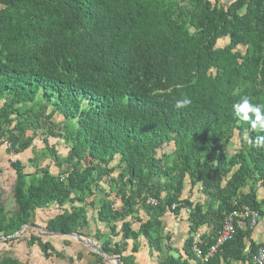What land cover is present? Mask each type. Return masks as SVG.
Masks as SVG:
<instances>
[{
  "label": "trees",
  "instance_id": "1",
  "mask_svg": "<svg viewBox=\"0 0 264 264\" xmlns=\"http://www.w3.org/2000/svg\"><path fill=\"white\" fill-rule=\"evenodd\" d=\"M185 97L191 104L176 108ZM243 97L264 104V0H0V137L21 154L42 136L48 151L30 158L33 172L11 163L15 207L0 203V237L57 205L47 228L92 237L122 264H135L142 240L158 264H254L264 243L242 221L209 261L193 249L197 234L203 247L214 242L234 209L264 215V147L255 145L264 128L252 129V111L238 117ZM188 180L199 199L183 197ZM89 212L106 231L93 233ZM168 212L187 214L182 248L164 233ZM43 237L27 244L64 259ZM93 254L87 264H105ZM0 264L29 263L3 253Z\"/></svg>",
  "mask_w": 264,
  "mask_h": 264
},
{
  "label": "rangeland",
  "instance_id": "2",
  "mask_svg": "<svg viewBox=\"0 0 264 264\" xmlns=\"http://www.w3.org/2000/svg\"><path fill=\"white\" fill-rule=\"evenodd\" d=\"M225 41L222 40L219 42L220 46H224ZM48 108L46 111H49ZM54 119L61 123V117H54ZM28 135H32L31 131L27 132ZM48 146L54 148L59 154L65 156L68 152L67 147L64 144L62 139H57L50 137L48 140ZM240 143L239 138L235 137L226 147L225 151L232 155L239 149ZM43 151L48 152L46 150V144L43 141L42 136L36 137L34 141V147L21 153L14 154L12 151H8L5 145L0 146V203L5 206L15 207L13 191L16 180L15 170L11 167V163L15 160H20L22 164L25 166L27 172H33L34 168L31 165L30 158L31 157H40L43 156ZM167 151H170L168 148ZM13 153V154H12ZM50 153V152H49ZM49 155V156H48ZM46 155L42 158V165H46L51 163L52 156L50 154ZM51 169L56 172L57 168L52 165ZM200 191L197 188L192 189L189 180L186 182V187L183 193V197H192L197 200L200 198ZM264 197V192L260 190L259 198L262 199ZM62 210L57 205L50 206L48 208L38 209L36 212V221L37 225L41 227H46V223L48 219L54 217ZM141 215L145 216L144 210H141ZM91 218V225L93 233L96 232L97 227L101 228L103 231L107 229L103 227V225L95 223L92 219L91 212H89ZM165 234H169L171 240L173 242V246L177 248H182L184 241L186 240L185 235L187 232L188 222H187V214L185 212L180 213L179 215H174L171 212H168L163 218ZM134 226L137 227L135 224ZM41 233L37 229L33 227H27L24 232L19 235L22 240H17L13 243H0V255L3 253H10L15 257H18L23 262H27L29 264H87V262L94 261L95 256L93 254L92 249L79 242L75 238L70 239L71 243L67 245L65 243V239H68V236H48L44 235L43 239L50 241L59 251H62L65 255L64 259H60L57 257H52L50 259H46L41 251V248L38 245L29 246L27 244V240L29 239L31 234ZM255 236L257 242L264 243V215L261 217L258 226L255 230ZM92 238V237H91ZM119 238H115L118 241ZM132 247V243L129 246V249L125 252V254H130V249ZM78 254H82V259L78 258ZM177 254V252L175 253ZM70 257L74 258V261L71 260ZM159 256L156 251L153 250L151 253V248L149 245L141 241L140 251L136 255L135 264H158ZM105 264H115L113 261L106 260ZM246 264H250L247 262Z\"/></svg>",
  "mask_w": 264,
  "mask_h": 264
},
{
  "label": "built area",
  "instance_id": "3",
  "mask_svg": "<svg viewBox=\"0 0 264 264\" xmlns=\"http://www.w3.org/2000/svg\"><path fill=\"white\" fill-rule=\"evenodd\" d=\"M0 144L10 146V142L6 140L4 136L0 137ZM13 154V153H12ZM148 203L156 206L159 201L156 198H149ZM175 207V205L173 206ZM261 219V214L258 210L253 209L249 206L243 208L234 209L227 217L224 219L222 228L219 230L214 242L207 244L205 247L200 245L202 242L201 234H197L194 237L193 249L196 255L203 261L207 262L212 259L218 252L219 248L226 242L230 241L235 234V222L242 221L246 222L251 229H254ZM254 264H264V248L262 247L258 254L253 258Z\"/></svg>",
  "mask_w": 264,
  "mask_h": 264
},
{
  "label": "clouds",
  "instance_id": "4",
  "mask_svg": "<svg viewBox=\"0 0 264 264\" xmlns=\"http://www.w3.org/2000/svg\"><path fill=\"white\" fill-rule=\"evenodd\" d=\"M191 104V100L187 97L177 100L175 107L178 109H182L188 107ZM236 112L241 113V116H238L240 119L248 121L249 118L247 113L252 111L256 115V120L251 121V127L253 130L259 131L261 128H264V115L261 114V109L264 108V104H253L250 102L248 97H243L241 102L233 106ZM259 125V127H258ZM251 144L252 141L249 140ZM255 145L257 147H264V137H257L255 141Z\"/></svg>",
  "mask_w": 264,
  "mask_h": 264
},
{
  "label": "water",
  "instance_id": "5",
  "mask_svg": "<svg viewBox=\"0 0 264 264\" xmlns=\"http://www.w3.org/2000/svg\"><path fill=\"white\" fill-rule=\"evenodd\" d=\"M27 227H33V228L37 229L38 231H40L41 233L48 235V236H68V237L75 238L76 240L83 243L84 245H86L90 249L101 254L107 260L113 261L115 264H122L119 258L114 257V256H109L108 254H106L103 251V249L98 245V243L91 237H88V236L80 234V233H75V232H64L62 230H53V229H49L47 227H41V226L34 224V223L24 224L22 226V228L17 233H15L11 236H7V237L1 236L0 241L10 239V238H14V237H18L19 235H21L24 232V230Z\"/></svg>",
  "mask_w": 264,
  "mask_h": 264
},
{
  "label": "crops",
  "instance_id": "6",
  "mask_svg": "<svg viewBox=\"0 0 264 264\" xmlns=\"http://www.w3.org/2000/svg\"><path fill=\"white\" fill-rule=\"evenodd\" d=\"M223 1H224L225 3H227V2L230 1V0H223ZM187 222H188V221H187ZM188 226H189V224H188ZM257 226H258V225H257ZM257 226L253 229V232H252V237H253V239H255V240H256L255 230H256ZM206 230H207V228H206L205 226L201 228V232H202V233H204ZM188 231H189V227L187 228V232H186L185 238L188 237ZM261 243H263V242H261ZM90 262H92V261H90Z\"/></svg>",
  "mask_w": 264,
  "mask_h": 264
}]
</instances>
